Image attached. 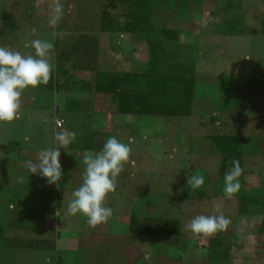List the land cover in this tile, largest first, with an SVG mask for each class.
Wrapping results in <instances>:
<instances>
[{
    "label": "rangeland",
    "instance_id": "obj_1",
    "mask_svg": "<svg viewBox=\"0 0 264 264\" xmlns=\"http://www.w3.org/2000/svg\"><path fill=\"white\" fill-rule=\"evenodd\" d=\"M60 2L64 6V14L53 29L48 24L52 14L53 0H0V39L4 37L1 35L3 31L13 34L10 32L12 24L21 25L14 36L9 39L7 36L4 37V43H8L10 48L25 55H34V49L26 46L28 41L37 38L51 40L54 42L55 49L51 55L57 62L56 66L60 64L64 67L69 66L71 70H83L89 64L83 54L84 50L90 49L88 52L90 53L97 44V39L93 35L99 36L95 28L101 24L105 0H60ZM228 2H238L242 5L240 0H208L207 5L204 6V12L198 13V10L197 13L186 15L184 13L181 16L173 15L172 3L170 7L163 8L157 5L155 10V22L180 28L182 32L180 41L198 44L199 47L193 115L187 117L132 115V118L144 120V125L141 128L132 126L127 131V135L131 132L132 137L135 138V154H140L138 167H140L139 164H145V167L149 168L146 175L149 180L146 184L149 185V190L154 188L155 193L159 194L155 199L158 200V196L159 199L167 196L163 199V203L181 204L195 199L194 196H198V192L188 187L187 179L196 174L205 177L202 189L208 190L206 191L208 194L213 188L212 178L221 179V192L224 193V179L216 175L222 155L212 149L207 137L214 132L244 136L243 170L245 175L250 174V185L249 189L242 193L250 195L264 191V32L233 35L221 33L224 29L228 30L230 24L236 27L244 26L247 29H260L262 18L258 12L263 11L264 0H244L243 10L246 13L252 10L253 15L248 17V20H243V15L246 13H241V19L225 25V22L233 16V11H236L232 9L233 7L224 10ZM114 11V14H119L121 10ZM7 13L11 14L10 21L3 19ZM188 21H195L194 25L187 23ZM69 24V28L73 30L65 34L62 29L67 28ZM33 28L36 29L35 34L32 33ZM53 32L57 33L55 37ZM112 34L116 37L120 31ZM124 34L126 39L122 42L117 41L122 44L118 45L114 41V45L125 48L127 44L126 50L130 52L129 49H133L130 45L132 37L129 33ZM56 40L59 41L57 50ZM146 44L145 40H140L137 44L138 52L133 57L134 63L137 62V64H133L131 70L144 71L148 68L150 57L145 54ZM89 56L91 57L90 54ZM38 89L34 90L38 92L36 106L28 108L21 105L18 119L10 124L0 123V264L24 261L31 253H34L37 262L42 264H62L57 249L53 247L52 238L57 234H78L84 229H94L88 226L83 215H66L67 205L73 198L74 187L78 183L77 189L80 187L79 183L82 184L80 174L84 171V167L80 168L82 171L77 170L78 163L80 166L83 163L78 154L70 152L67 155L63 148L60 149L63 177L58 187L55 184H48L42 175H31L27 168V161H35L41 150L57 146L55 132L67 130L75 132L76 137L84 134V130L77 121V117L81 121L84 113H71L66 109L67 103L65 106L64 102L60 104V110H57L55 90L44 87ZM113 104L116 106L115 101ZM56 117H63L68 121L63 127H57ZM127 142H131L130 138ZM80 144L78 142V145ZM251 171L253 172L250 173ZM21 178L23 182H20ZM259 179L262 181L258 182ZM243 188L245 189V186ZM150 195V192L148 195L146 191H139L137 200L132 201L133 204L128 196L121 195L120 204L129 208L115 204L114 207L111 206V209L122 217H125L127 209L142 220L155 218L157 221H153L154 223H157L163 215L181 218L188 216L187 220L190 221L195 214L208 215L214 211V206L212 207L208 199L203 198L202 206L198 209L194 204L188 211L169 205L170 208L157 207L149 212L146 202ZM155 199L154 202L158 205ZM58 202L62 205L58 206ZM257 206L251 207L253 211ZM172 209L176 210L175 215ZM6 234H53L47 242L48 249H51L47 252L49 260H43L44 250L28 253L18 249L17 252L8 248L4 249L1 243ZM153 236L155 237H149L152 247L159 241L158 237L164 235ZM252 237L259 240L256 234H252ZM154 238L158 239L154 241ZM162 242L164 243V238ZM150 246L149 264H159L157 258L160 253L176 257L177 251L170 244L163 245L162 248L156 247V250L151 248L153 254H151ZM256 246L258 243L254 241L250 251L251 256H254L253 248H257ZM36 252L42 256H38ZM236 253L232 264L251 262L247 263L245 258L242 259V255ZM257 253L255 252V255H258Z\"/></svg>",
    "mask_w": 264,
    "mask_h": 264
},
{
    "label": "crops",
    "instance_id": "obj_2",
    "mask_svg": "<svg viewBox=\"0 0 264 264\" xmlns=\"http://www.w3.org/2000/svg\"><path fill=\"white\" fill-rule=\"evenodd\" d=\"M242 2L240 15L243 14L245 10H243L244 0H240ZM208 0H203V7L196 13L204 12L205 7L207 5ZM44 3H46L44 1ZM238 4V2H235ZM264 5V4H263ZM45 10H47V6H45ZM263 11L258 15L264 21V7ZM252 10H249L246 15H243V20L251 17L253 14L251 13ZM72 12V11H71ZM213 12V11H212ZM211 12V14H212ZM194 13V12H193ZM188 13H185L186 15ZM201 15V14H198ZM233 16L238 15L237 12L232 13ZM248 20V19H247ZM195 22V21H194ZM194 22L188 21L187 23ZM221 22V21H220ZM217 22V23H220ZM101 23V22H100ZM101 25V24H100ZM188 25V24H187ZM190 26V25H188ZM192 26V25H191ZM21 27V25H20ZM19 27V28H20ZM70 24L67 28L62 29L65 31V34L73 29H70ZM170 27V26H169ZM198 27V24H197ZM19 28L16 30L18 31ZM262 28V27H261ZM180 29V28H179ZM253 29V28H249ZM258 29V28H254ZM15 31V32H16ZM95 31L99 33V36L96 37L94 34L93 37L97 39V44L93 47L92 51L90 49L84 50L85 58L89 61V64L83 68V70L75 71L71 70L69 66L64 67V65H60L64 68H67L71 74H69V83L63 89L55 90V95L57 102L55 103V107L57 110H60L61 105L64 102L66 103L69 99H82V100H89L90 106L93 111V117L89 120L87 114H83L80 118L77 117V121L80 123L79 126L84 130V134L79 135L75 138L74 141L70 142L67 147L64 149L65 154H69L70 152H75L80 156L81 160L83 157L84 151H95L98 152L102 149L104 143L107 141L109 137L115 136L122 142L129 144L132 148V155L131 159L135 161L134 166L132 164L125 165V170L118 176L117 178V186L116 190L113 193H110L107 197L105 206L110 208L114 207L115 204L118 206H122L120 201L122 199L120 196L126 195L130 199L131 204L132 201L137 200L138 192L146 191L149 195H151L147 199V207L149 208V212H152L157 209V207H164L170 208L173 206H177L180 209L181 204H169L167 202L163 203V197L158 200L155 199L157 193H155V189L152 188L149 190V185L146 182L149 180L146 178L149 172V168L145 167L146 165L139 164L138 162L140 158V154H135V138L132 137L131 132L127 135V131L130 130L132 126L135 127H142L144 125V120L140 118H132V114H122L116 110V106H114L112 99L108 98L104 94L96 93L94 90V85L96 81V72L98 69H105V70H131L134 63V55L137 54V44L142 40L141 38L134 36L131 34V41L130 45L133 49H129L130 52H127V47L125 44V48L122 46L114 45V41L116 44L121 45L122 43H118L117 41H123L126 39V34L120 33L116 37L111 32H103L101 31L100 26L95 28ZM8 34L7 39L11 38L15 35ZM124 34V37L121 38V35ZM182 34V32H181ZM5 37V36H4ZM4 37L0 39V46H4ZM115 38V39H114ZM144 42V41H142ZM141 42V43H142ZM140 43V44H141ZM145 43V42H144ZM6 47H10L8 43H4ZM59 45V41L56 40V50L57 46ZM147 45V44H146ZM92 47V46H91ZM118 48V49H117ZM55 50V49H54ZM87 53V54H86ZM91 55V57L89 56ZM148 56V47L146 46V53ZM83 55V56H84ZM63 60L65 58L62 57ZM91 60V61H90ZM54 68L56 67L57 62L55 58L52 57L51 60ZM118 68H114V67ZM77 72V73H76ZM65 79L63 77L60 78V83H64ZM34 90H39L38 88H29L25 90L22 95V106L25 107H32L36 106L37 95L38 92ZM66 101V102H65ZM67 109V107H66ZM68 110V109H67ZM71 113H75L72 112ZM112 113V114H111ZM76 114V113H75ZM140 116V115H137ZM141 117V116H140ZM57 119L65 120L64 125L67 123L68 119L63 117H56ZM63 125V126H64ZM62 126V127H63ZM131 140L130 143L127 142V139ZM78 142L81 144L78 145ZM76 144V145H73ZM221 161V159H220ZM220 164V163H219ZM244 165V163H243ZM199 166V164L197 165ZM85 168L84 164L78 163V169ZM219 170V166H218ZM255 171V170H253ZM251 171L250 173H252ZM80 175H83V171ZM218 175V172L217 174ZM255 176V175H253ZM252 177V175H251ZM259 177V176H258ZM257 177V178H258ZM213 179V188L209 190L210 197H201L199 196L201 192L204 190L198 189L195 190L198 192V196H194L195 199L189 200L192 201L195 208L198 209L202 206V200L208 199L209 203L214 206V211L208 213V215H217L216 208L219 207L220 211L223 214L230 218L231 224L229 225L228 229L224 231L225 234V242L230 245L232 248L230 251V260L229 264H232L233 260H235L234 254L242 255V259L245 258L247 263H254L260 262L264 264V232H261L260 228L263 223L264 215L260 212L252 211V206L250 201L243 200L242 192L247 191L249 189V181H250V174H246L244 172L243 180L239 182L242 185V188L239 192L234 195L231 199L227 198L224 193L221 192V179L212 178ZM223 179V178H222ZM262 179H259L258 182H261ZM253 182L255 180L253 179ZM81 185V183H79ZM78 183L74 187L76 189ZM184 185V183H183ZM185 186V185H184ZM245 186V189L243 188ZM189 187V186H188ZM70 190V189H69ZM208 191V190H206ZM255 194V193H254ZM245 196V195H244ZM69 199V198H67ZM158 202V205L154 202ZM59 201V200H58ZM161 202V203H159ZM62 204L58 202V206ZM112 206V207H111ZM122 207H128L123 205ZM129 208V207H128ZM148 210V209H147ZM146 210V211H147ZM170 210V209H169ZM174 210V215L176 212ZM199 215L195 214L194 216ZM206 215V214H205ZM138 218L135 213L132 211H128L126 209L125 217L121 215H117L116 212H113L111 218L108 220L107 223L98 225L94 229H84L83 231H79L78 234H57L56 237H53V234H6L3 236L1 245L4 249L8 248L11 251L17 252L18 251H27L31 253L33 251H45L43 253V260H49V252L51 249H48L49 243H47L50 238L54 240V248L57 249V253L61 258L62 264H149V246L151 245V240L149 237H155L153 235H149V233H142L138 231L132 230V220L134 218ZM162 216V215H159ZM192 216V217H194ZM167 218L172 219H179L180 220V242L175 244L172 236L164 235L162 237H158L159 241L150 246L151 254L153 251L151 248L156 250V247H161L163 245L170 244L173 249L177 251L176 257H172L168 254L160 253L158 254L159 257L157 258V263L159 264H209L208 261V244L210 236H202V235H194L191 231H189L186 227L188 224L187 217L183 216H164ZM135 218V219H136ZM139 219V218H138ZM122 223V224H120ZM176 225V224H175ZM178 227V226H176ZM171 230V234H177V228ZM252 234H256L258 236V241L252 237ZM26 238H24L23 237ZM157 238V239H158ZM164 238V243L162 242ZM10 239V241H9ZM25 239V241H24ZM157 239L154 238V241ZM258 243L257 248H253L254 256H251V248L254 243ZM46 247V249L44 248ZM10 252L9 250H6ZM261 251V254H260ZM165 252V251H164ZM255 252H258V255H255ZM38 256H42L38 252H36ZM255 258V259H254ZM37 257L34 253H31L26 256V259L21 262H17L15 264H42L37 262ZM42 262V261H41ZM8 263V262H4ZM249 263V264H250Z\"/></svg>",
    "mask_w": 264,
    "mask_h": 264
},
{
    "label": "trees",
    "instance_id": "obj_3",
    "mask_svg": "<svg viewBox=\"0 0 264 264\" xmlns=\"http://www.w3.org/2000/svg\"><path fill=\"white\" fill-rule=\"evenodd\" d=\"M171 3L174 5L173 15L177 16L193 13L203 7V0H105L100 19L101 31L111 33L120 31V33H129L145 40L150 57L148 68L144 71L97 70L95 92L104 94L115 101L116 110L119 113L164 117L193 115L199 59L198 44L181 42L179 28L169 27L154 20L157 5L163 8L170 7ZM231 8L235 9L238 15L228 19L225 25L242 18L239 3L228 2L224 10ZM116 9L121 10L119 14H114ZM10 17L11 14L7 13L3 19L10 21ZM19 27L18 24H12L10 32H15ZM228 27V30L224 29L221 33L258 34L260 31L264 32V21L260 29H247L244 26L236 27L231 24ZM1 35L6 36L8 32L3 31ZM69 74H71L69 69L58 64L48 84H42L37 88L61 90L69 83ZM61 77L65 79L64 83H60ZM66 107L69 111L87 114L89 120L93 117L88 99H69ZM207 137L212 149L222 155L218 170L220 178L224 179L226 171L231 167L229 164L231 159L238 160L241 168L244 169L245 152L242 134L214 132ZM243 176L244 170L239 181L243 180ZM199 196L210 197L206 191L201 192ZM246 199L250 201L252 208L258 205L254 211L264 215V191L259 194L243 195V200ZM135 218L134 216L131 222L133 231L149 233V235L172 236L175 244L180 242L179 219L160 217V220L154 223L155 218H147L149 220ZM175 227L178 233L171 234V230ZM260 230L264 232V218ZM231 249L225 242L224 231L210 236L209 264H229Z\"/></svg>",
    "mask_w": 264,
    "mask_h": 264
},
{
    "label": "clouds",
    "instance_id": "obj_4",
    "mask_svg": "<svg viewBox=\"0 0 264 264\" xmlns=\"http://www.w3.org/2000/svg\"><path fill=\"white\" fill-rule=\"evenodd\" d=\"M64 14V6L60 0H53L52 14L48 24L53 29L58 25ZM36 33V29H32ZM57 33L53 32V37ZM27 47L34 49L33 54H22L10 47L0 46V123L10 124L20 116L22 95L29 88L47 85L54 71L51 62L54 42L44 39H32ZM57 146L40 151L35 161L28 160L27 168L35 175H42L48 184L58 187L63 177L60 163V149L76 138L75 132L62 131L54 133ZM132 148L112 136L107 139L98 152L84 151L82 162L85 166L82 175V184L72 193V199L67 205V216L83 215L86 223L92 228L105 224L111 218L113 211L105 206L107 197L115 192L118 176L125 170V165L135 161L131 159ZM231 167L224 175V194L231 199L236 195L241 184L239 177L243 173L240 163L236 159L229 161ZM23 182V178L20 179ZM187 184L190 189H201L205 184V177L200 174L189 176ZM192 201H185L181 209L188 211ZM217 215H196L186 225L194 235L213 236L218 232L226 231L231 224L219 207Z\"/></svg>",
    "mask_w": 264,
    "mask_h": 264
},
{
    "label": "built area",
    "instance_id": "obj_5",
    "mask_svg": "<svg viewBox=\"0 0 264 264\" xmlns=\"http://www.w3.org/2000/svg\"><path fill=\"white\" fill-rule=\"evenodd\" d=\"M124 36L123 35H121V38H123ZM55 122H56V125H57V127H62L63 125H64V123H65V120H63V119H55Z\"/></svg>",
    "mask_w": 264,
    "mask_h": 264
}]
</instances>
